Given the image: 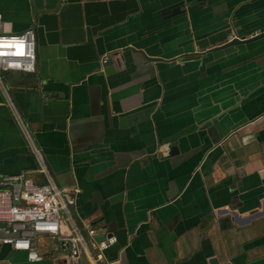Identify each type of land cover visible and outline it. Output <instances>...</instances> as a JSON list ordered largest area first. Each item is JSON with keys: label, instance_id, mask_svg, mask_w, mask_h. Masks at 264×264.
Listing matches in <instances>:
<instances>
[{"label": "crops", "instance_id": "crops-1", "mask_svg": "<svg viewBox=\"0 0 264 264\" xmlns=\"http://www.w3.org/2000/svg\"><path fill=\"white\" fill-rule=\"evenodd\" d=\"M0 28L35 36V70L0 77V178L78 187L102 264H264V37L215 49L264 0H0Z\"/></svg>", "mask_w": 264, "mask_h": 264}, {"label": "built area", "instance_id": "built-area-1", "mask_svg": "<svg viewBox=\"0 0 264 264\" xmlns=\"http://www.w3.org/2000/svg\"><path fill=\"white\" fill-rule=\"evenodd\" d=\"M34 40L32 28L20 33H7L0 28V77L7 71L35 70ZM79 192L78 187L68 189L50 183H36L22 172L1 177L0 229L17 236L0 238V242L25 251L28 262L38 264L45 255L39 252L34 240L38 234H47L55 237L60 247L67 249L61 264H102L103 251L115 241V237L97 239V230L89 221L83 220L80 225L74 223L70 208ZM68 220L72 229L64 234L61 226L67 225Z\"/></svg>", "mask_w": 264, "mask_h": 264}, {"label": "water", "instance_id": "water-1", "mask_svg": "<svg viewBox=\"0 0 264 264\" xmlns=\"http://www.w3.org/2000/svg\"><path fill=\"white\" fill-rule=\"evenodd\" d=\"M263 37H264V31H262L261 33H259L257 35L251 36V37H233L232 39L227 41L225 44H223V45H221L215 49H223V48H227L230 46H237V45H241V44L251 43V42L258 40L260 38H263ZM208 131L212 135V128L211 127H209ZM212 138L216 139L214 137V135ZM7 236H17V234L16 233H7L4 230L0 229V238L7 237ZM208 264H220V263H218L216 258H211L209 260Z\"/></svg>", "mask_w": 264, "mask_h": 264}, {"label": "rangeland", "instance_id": "rangeland-1", "mask_svg": "<svg viewBox=\"0 0 264 264\" xmlns=\"http://www.w3.org/2000/svg\"><path fill=\"white\" fill-rule=\"evenodd\" d=\"M71 209V212H72V214H74V209L71 207L70 208ZM75 216V215H74ZM66 218H67V216H65ZM68 219V218H67ZM68 224H71V222H70V220H68Z\"/></svg>", "mask_w": 264, "mask_h": 264}]
</instances>
